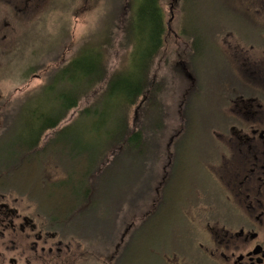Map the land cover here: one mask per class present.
<instances>
[{"label": "trees", "instance_id": "obj_1", "mask_svg": "<svg viewBox=\"0 0 264 264\" xmlns=\"http://www.w3.org/2000/svg\"><path fill=\"white\" fill-rule=\"evenodd\" d=\"M195 1L170 2L172 7L180 2L183 18L188 19L186 5L191 6ZM117 3L119 19L109 29L105 28V37L100 42L84 46L83 52L78 51L61 67L54 61L33 69L50 72L46 81L13 114L6 113V109L2 111L3 103H0V194H12L32 204L41 224L59 238L70 235L79 239L87 233L79 228L84 224L92 226L97 222L104 227L108 223L106 214L110 210L94 207L101 204L100 197L106 195L104 189L112 180L116 183L111 198L118 195L121 188L125 189V197L113 199L115 211L126 207L128 189L121 182L127 178L121 180L116 174L123 170L124 162H132L138 171L143 172L141 162L144 163L145 151L141 149L149 144L152 151L148 155L156 154L153 148L158 144L156 137L165 127L166 131L169 130L165 125V112L162 113L157 102L159 89L165 88L167 83L157 77L153 67L155 61H163L166 54L173 15L167 18L165 6L168 3L162 0H120ZM209 25L207 29L205 26L196 30L189 27L186 31L183 23L182 32L175 36L179 43L175 51H179L178 58L186 65L185 72L180 63L176 65L175 57L173 68L176 80L183 85V98L188 99L192 93L189 88L195 79L188 68H193V62L201 57L203 46L209 42L205 38L209 27L219 26V23ZM111 53H121V59L109 73L107 63ZM81 101L87 103L76 117L60 126ZM133 106L135 110L129 123ZM178 115H181L180 111ZM46 134L49 135L43 141ZM172 137L174 142L175 133ZM163 153H168L167 146ZM133 154L135 157H131ZM115 167L117 173L113 172ZM52 170L58 171L59 175H53ZM162 171L159 182L149 190H155L157 199L152 200L153 204L150 202L151 206L144 207L147 210L156 207L159 193L169 190L174 173ZM152 175L157 179L158 175ZM184 181L185 178L178 196L181 204L188 202L184 198L190 193L191 183ZM171 192L175 190L171 189L168 194ZM138 218L141 220L143 215ZM132 222L133 219L129 226ZM113 234L108 240V248H103L106 253L111 248L113 252L108 255L101 252V257L106 258L104 262L109 263L110 257H114L115 264L119 261L121 264L145 263L127 257L126 249L131 241L129 233L119 239L116 232ZM145 254L146 257L152 252Z\"/></svg>", "mask_w": 264, "mask_h": 264}, {"label": "rangeland", "instance_id": "obj_2", "mask_svg": "<svg viewBox=\"0 0 264 264\" xmlns=\"http://www.w3.org/2000/svg\"><path fill=\"white\" fill-rule=\"evenodd\" d=\"M117 1L120 0H34L28 7L19 4V16L13 20L7 19L6 8L0 6V33L5 31L7 35L6 39L0 40V103H3L2 111L6 109V113L13 114L19 106L24 104L26 99L29 98L28 96H31V93L46 81V75L50 70L43 71V69H40V71H36L33 69L39 67V65H45L44 63L50 65L54 61L60 64L61 67L78 51L83 52L84 46L100 42L101 38L105 37V28L109 29V26L114 25L116 20L119 19ZM162 1L168 3L165 6L167 18L171 15H173V18L169 25L170 33L166 54L163 61L161 59L155 61L153 72L158 78L165 80V83H167L165 88L161 87L159 89L157 102L160 104L159 107L162 108V113L165 112V125L167 124L169 130L166 131L165 127L162 134L158 138L156 137L158 144L153 148L155 149L154 153H158L157 157H155L157 153L148 155L152 151L151 145L147 144L144 146L145 150L141 149L143 152L145 151L144 163L141 162L143 172L141 169L138 171L132 162H124L121 166L123 170L120 169L118 173L117 167L113 168V172L120 175L121 180L127 178L124 180L125 182H121V185L126 184L125 187L128 189L126 207H121L120 211H115L116 207L113 204V199L125 197L123 195L125 189L121 188L119 194L111 198L115 187L113 185L116 183L112 182L115 180L111 178V183L104 189L106 195L100 197L101 204L94 207V209L98 207L99 209L108 208L110 210L106 214L108 223L104 227H100L97 222L93 223L92 226L87 223L79 227L80 230L87 231V233H84L85 236L92 232L95 237L90 235L89 239L98 241L100 252L106 253L103 248H108V240L114 236L113 231L117 233L119 239L133 219L129 233H132L133 230L135 232L131 234L133 238L127 248V257L130 260H147L144 264H163L159 249L168 241V246H174L175 243L182 246L187 241H202L204 239L199 231L191 232L188 225L180 221V216L175 217V202L181 199L178 196L183 178H185L184 182L191 183L188 188L189 192L193 187L192 185L196 184L207 194L206 199L220 200V195L215 194L217 190L207 175L206 169L198 163H200L199 160L203 158L204 153L210 149L206 129L210 121V113L216 112V109L212 112V108L216 107L213 97L216 96L214 94L221 86L219 81L223 63L221 64L215 52L210 54L211 60L202 56L195 60L193 68H188V72L195 77L193 85L199 90L198 92L189 93L188 99L185 96L183 98V95H181L183 85L176 80L177 74L175 68H173L175 46L176 44L179 46L175 36L177 37L183 28L187 31L189 27L196 30L205 26L207 29L209 23V26L216 22L235 26L237 14L229 8H225V2H235L234 6L236 7H241L243 1L264 3V0H196L191 6L186 5V9H189V18L184 19L180 2L172 7V0ZM7 21H9V26L5 29L2 23ZM231 35L228 34L218 39V44L226 52L230 62L233 65L240 63L246 59V56L253 60V57L247 55L252 54L251 51L242 54L235 47L237 46L235 43L236 36ZM206 48V45H204L201 55L207 50ZM60 58L62 59L60 60ZM120 59L121 53H111L107 63L109 73L118 66ZM245 62L249 63L247 60ZM86 103L81 101L78 107L71 110L67 117L63 119L60 126L70 123ZM134 110L135 106L130 110L129 123L132 121ZM179 111L181 115H178ZM262 111H264V107L259 110V112ZM174 133H176V136L173 142L172 135ZM82 134L84 136V131H82ZM48 135L46 134L43 137V141L46 140ZM166 146L168 153L165 155L163 152ZM131 157H135V155L133 154ZM161 170L174 173L173 177L170 178L171 184L168 192L171 189L175 192H171V194H168L167 191L159 193L156 207L151 208L149 213L144 215L143 212L146 210L144 207L151 206L152 200L157 199L155 190L151 192L149 190L155 182H159V177L162 175ZM213 170L217 174L218 168ZM51 173L55 176L59 175L56 170H52ZM152 173L158 175L157 179L153 177ZM2 195L8 196L0 198V201L17 210L20 217L25 215L37 217L33 205L25 199L12 194ZM112 206H114V209H111ZM221 206L222 204H219L215 208L220 209ZM141 214L143 218L140 220L138 216ZM0 216L3 217L1 213ZM38 219L37 224H41V219L39 217ZM139 220V224L142 225L138 224ZM21 223V219H15L16 227L12 230L8 227L7 222L1 221L0 264H9V260L13 257L14 242H23L20 245L23 248L30 246V244H27L28 241L35 240L33 232L25 231L23 233L20 228L18 229V225ZM174 232L175 236L173 238ZM102 236L103 239L101 240ZM49 242L52 243L53 241L49 240ZM40 247L41 245H38V249ZM44 247L47 249L48 245ZM151 247L154 248L155 253L145 257V252L151 251ZM111 252H113L112 248L106 254L108 255ZM126 261L129 260L126 258Z\"/></svg>", "mask_w": 264, "mask_h": 264}, {"label": "flooded vegetation", "instance_id": "obj_3", "mask_svg": "<svg viewBox=\"0 0 264 264\" xmlns=\"http://www.w3.org/2000/svg\"><path fill=\"white\" fill-rule=\"evenodd\" d=\"M33 1L0 0V6L6 8L7 19L13 20L19 16V4L28 7ZM225 3V8L237 14L236 25L219 23L209 27L205 36L209 40L205 43L207 50L200 55L211 60L210 54L215 52L223 63L221 86L213 97L216 112L210 113L206 129L210 149L198 163L206 169L220 200L206 199L203 189L193 184L186 196L188 202H175V217L180 216L191 232L199 231L204 239L187 241L182 246L164 243L159 249L163 264H264V111L259 112L264 107V3L243 1L241 7L234 6L235 2ZM7 22L2 23L5 29L9 26ZM228 34L236 36L235 47L242 54L252 52L247 55L253 60L246 56L240 63L230 62L218 44L219 37ZM6 38L5 31H1L0 40ZM178 52L175 51L176 65L180 63L186 72L185 61L178 58ZM188 77L192 78L190 74ZM193 83L194 80L191 92H198ZM5 196L8 195L0 194V198ZM219 204L221 208L216 209ZM149 211L146 209L144 215ZM0 213L3 215L0 223L7 222L13 230L15 219H21L18 229L23 233L33 232L35 238L27 242L30 246L23 248L20 247L23 242H14L9 264H115L114 257H110L109 263L104 262L106 258L101 257L98 242L89 239L90 235H81L79 239L70 235L59 238L37 224L38 216L20 217L17 210L3 201H0ZM131 227L124 233H129ZM128 236L132 240L131 232ZM38 245H41L39 249ZM150 252L154 254V248Z\"/></svg>", "mask_w": 264, "mask_h": 264}, {"label": "bare ground", "instance_id": "obj_4", "mask_svg": "<svg viewBox=\"0 0 264 264\" xmlns=\"http://www.w3.org/2000/svg\"><path fill=\"white\" fill-rule=\"evenodd\" d=\"M215 109H216V107H213V108H212V112H214V111H215Z\"/></svg>", "mask_w": 264, "mask_h": 264}]
</instances>
